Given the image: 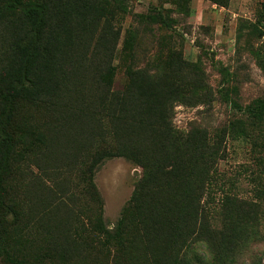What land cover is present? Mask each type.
I'll list each match as a JSON object with an SVG mask.
<instances>
[{
	"label": "trees",
	"instance_id": "trees-1",
	"mask_svg": "<svg viewBox=\"0 0 264 264\" xmlns=\"http://www.w3.org/2000/svg\"><path fill=\"white\" fill-rule=\"evenodd\" d=\"M61 15L51 0H0V264H238L239 257L241 264H261L256 255L264 261L259 229L264 190L258 193L263 203L228 192L217 203L204 201L221 144L209 143L217 138L198 127L183 133L172 126L174 104L200 101L186 88L185 65L177 58L159 73L129 70L121 92L110 91L108 82L102 90L87 91L81 81V101L51 107L58 130H72V157L90 154L82 195L95 207L92 212L80 211V195L63 183L44 212L31 210L28 200L17 196L15 174L44 137L27 106H50L53 96L62 100L56 78L63 58L54 35ZM233 106L264 125V98ZM115 157L132 161L142 175L110 231L94 172ZM220 214L224 223L216 228ZM249 245L247 259L242 254Z\"/></svg>",
	"mask_w": 264,
	"mask_h": 264
},
{
	"label": "rangeland",
	"instance_id": "rangeland-1",
	"mask_svg": "<svg viewBox=\"0 0 264 264\" xmlns=\"http://www.w3.org/2000/svg\"><path fill=\"white\" fill-rule=\"evenodd\" d=\"M51 1L62 13L54 33L63 58L56 78L62 100L53 96L50 106H27L44 137L13 179L17 196L28 200L31 210L51 207L47 204L54 200L52 191L62 183L68 192L80 195V211L95 208L87 206L82 195L90 154L72 157V130L66 126L63 132L58 130L51 107L81 101V81L87 91L102 90L108 82L110 91L121 92L129 70L159 73L175 58L185 65L186 88L200 101L191 106L174 104L172 126L183 133L198 127L209 138H217L209 143L221 144L204 201L217 203L228 192L238 200L263 203L258 193L264 190V125L250 122L233 104L243 108L264 98V0ZM141 175L139 166L120 157L105 159L95 168L94 184L108 230H114ZM259 222L263 234V205ZM223 223L221 214L215 217L216 228ZM252 248L244 246L242 255L250 258ZM256 256L263 264V255Z\"/></svg>",
	"mask_w": 264,
	"mask_h": 264
}]
</instances>
